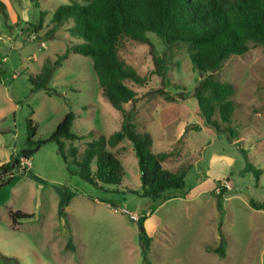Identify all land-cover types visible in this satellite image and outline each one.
<instances>
[{"label": "rangeland", "instance_id": "1", "mask_svg": "<svg viewBox=\"0 0 264 264\" xmlns=\"http://www.w3.org/2000/svg\"><path fill=\"white\" fill-rule=\"evenodd\" d=\"M88 1L0 0V164L29 147L30 119L34 140L44 141L72 109L73 132L86 136L74 143L81 153L87 141L121 128L122 114L103 96L92 57L70 52L47 89L33 91L30 80L47 58L85 42L70 32L73 19H53L60 5ZM249 45L218 70L200 73L185 43L168 45L153 33L121 39V57L147 78L127 81L136 91L126 104L135 129L152 134L155 152H173L164 163L169 170L189 166L185 187L166 191L158 205L143 197L128 139L108 147L126 170L120 185L82 179L57 143L47 141L23 159L25 172L16 171L0 188V264H264V210L250 205L252 199L264 202V43ZM206 74L235 85L229 131L210 127L200 114L196 89ZM221 186L229 191L223 213L216 199ZM17 210L33 217L13 225L10 212ZM132 214L146 216L149 263L142 253L143 225ZM223 238L225 258L206 250Z\"/></svg>", "mask_w": 264, "mask_h": 264}, {"label": "trees", "instance_id": "2", "mask_svg": "<svg viewBox=\"0 0 264 264\" xmlns=\"http://www.w3.org/2000/svg\"><path fill=\"white\" fill-rule=\"evenodd\" d=\"M43 14L40 24H43ZM70 19L73 35L84 37L83 43H72L66 53L56 60L47 58L41 71L30 80L33 91L47 89L57 67L62 66L70 52L90 56L98 78L101 92L110 104L121 112L122 125L110 136L103 133L86 142L83 153L75 142L85 135L73 132L77 117L69 110L47 140H34L36 126L28 121V148L13 154L8 162L0 164V188L11 182L16 171L25 172L23 159H30L43 143L54 141L65 163L73 161L80 177L92 184L120 185L126 170L120 158L108 147L128 139L138 158L143 197L155 205L162 202L166 191L185 187L189 166L180 173L165 167L164 162L172 151L155 152L154 139L149 131H137L134 114L126 104L136 99V91L127 81L143 84L146 77L139 74L119 53L121 39L130 37L141 40L147 33L158 35L166 44L185 43L190 48L191 61L200 73L218 70L232 56L245 54L250 43H264V0H89L88 3L72 2L60 5L53 21L64 23ZM39 26L35 27L38 32ZM235 85L223 81L214 74H206L196 89L199 111L204 121L218 131H229L232 116L237 108L233 99ZM69 141L70 145H67ZM96 161V170L91 168ZM261 172V169L258 170ZM226 186L216 194L217 208L224 212ZM257 210H264V202L250 200ZM13 225L33 217L21 210L11 211ZM146 216L139 219L143 225ZM72 237L67 244L73 248ZM152 237L144 228L142 253L149 263L148 255ZM206 250L220 258L227 256V242L223 238L217 246Z\"/></svg>", "mask_w": 264, "mask_h": 264}, {"label": "built area", "instance_id": "3", "mask_svg": "<svg viewBox=\"0 0 264 264\" xmlns=\"http://www.w3.org/2000/svg\"><path fill=\"white\" fill-rule=\"evenodd\" d=\"M28 163L30 164V161ZM217 190H218V192H220L221 191V188H218ZM132 218L134 220H139L140 219L139 214H132Z\"/></svg>", "mask_w": 264, "mask_h": 264}, {"label": "crops", "instance_id": "4", "mask_svg": "<svg viewBox=\"0 0 264 264\" xmlns=\"http://www.w3.org/2000/svg\"><path fill=\"white\" fill-rule=\"evenodd\" d=\"M165 163V162H164Z\"/></svg>", "mask_w": 264, "mask_h": 264}]
</instances>
